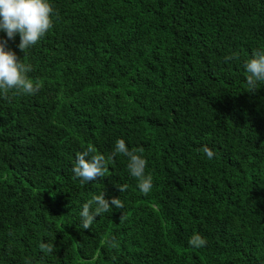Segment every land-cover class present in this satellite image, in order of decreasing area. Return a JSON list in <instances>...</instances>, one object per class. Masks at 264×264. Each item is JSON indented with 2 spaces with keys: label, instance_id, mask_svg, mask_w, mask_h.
<instances>
[{
  "label": "trees",
  "instance_id": "1",
  "mask_svg": "<svg viewBox=\"0 0 264 264\" xmlns=\"http://www.w3.org/2000/svg\"><path fill=\"white\" fill-rule=\"evenodd\" d=\"M50 2L54 27L26 53L0 31L43 85L0 96V264H264V83L247 91L244 67L264 0ZM118 139L144 148L149 194L122 154L75 177L76 153L107 158ZM101 193L124 208L83 229Z\"/></svg>",
  "mask_w": 264,
  "mask_h": 264
},
{
  "label": "clouds",
  "instance_id": "2",
  "mask_svg": "<svg viewBox=\"0 0 264 264\" xmlns=\"http://www.w3.org/2000/svg\"><path fill=\"white\" fill-rule=\"evenodd\" d=\"M58 15L50 0H0V31L5 32L8 39H15L19 34L18 47L26 53L54 27V18ZM8 39L0 37V96L7 99L10 90H15L16 94L35 95L43 85L39 80L30 78L32 65L22 61L15 51L6 47ZM234 58L226 56L225 61ZM244 67L247 91L254 92L259 83H264V48L254 50ZM200 151L209 160L215 156L213 149L207 145ZM143 153V147H133L130 150L123 139H118L113 155L106 158L89 143L83 151L76 153L73 172L75 177L80 178L81 183L103 177L114 156L122 154L128 158L127 169L130 175L137 180L140 191L147 195L153 188V176L145 172L147 160ZM117 187L122 192L126 190L127 185ZM113 206L123 209L124 203L118 197H112L109 201L104 193L92 196L83 204L80 213L83 229H89L97 216L112 211ZM104 242L109 248L117 246L114 238L105 237ZM188 243L199 249L204 247L207 241L199 233H194ZM40 249L45 253H51L54 251V245L41 242Z\"/></svg>",
  "mask_w": 264,
  "mask_h": 264
}]
</instances>
